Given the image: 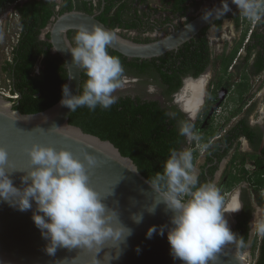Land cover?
<instances>
[{"label":"clouds","instance_id":"1","mask_svg":"<svg viewBox=\"0 0 264 264\" xmlns=\"http://www.w3.org/2000/svg\"><path fill=\"white\" fill-rule=\"evenodd\" d=\"M27 1L29 0L8 2L5 6L0 8L3 12L5 8L8 9L9 6H12L11 8L15 12L10 14L11 22H13L14 14L16 17L17 32L14 36L16 37L15 42L11 45L8 44L5 48L4 46L2 48L0 47V52H4L5 55L1 71L9 87V89L0 87V94L13 101L14 107L21 95L18 91H13V76L9 71L10 68L5 70L4 67L5 65L10 67V64L14 61L15 46L19 42L22 30L20 25V14L16 10V4L25 3ZM50 1L57 2V11L60 9L58 7H61L60 5L64 3V0ZM84 1L88 2L87 0H78L79 4H77L76 0H74L77 5H83ZM110 1H114L111 3L114 4L111 11L113 16V14L119 10L120 5L129 0ZM108 2L105 3L104 10ZM191 2L192 3H188V6L195 4L193 1ZM129 3L131 2L129 1ZM213 3L214 0H204V11H202L200 15L208 10ZM232 3L237 5L240 14V20L238 19L237 24L233 26V30L230 28L233 35L226 41L225 48L216 57L214 56L213 46L210 44L213 43L212 40L209 43V46L212 48L211 56H213V62L215 64H223V57L237 50L236 56L227 70L231 69L236 61H238L237 57L243 52L244 44L250 40L258 20L264 18V0H232ZM82 9L83 8L78 10ZM136 9L135 6H132V8L128 10L129 12H125L124 18H129V13H133ZM229 11H231V9L227 0H222L221 7L206 11L203 18L208 20L214 12L216 19H220ZM57 15L58 13L54 16ZM54 16H52V18ZM51 21L48 24H50ZM124 21L128 22V19H124ZM46 27L40 34L41 39H46L49 33L47 32L45 34L47 31ZM111 29L116 30L120 35L128 39H132L127 37L126 33H123L122 30L127 29L133 31L135 28L120 26ZM223 31L224 30L219 33L222 38L224 37ZM116 38L115 31L106 30L99 25H93L91 28L81 25L77 28L76 35L74 36L75 47H72L70 51L73 56V63L84 71L87 80L83 82L82 92L79 95H73L67 84L62 87L63 95L61 104L70 108L72 112L76 111L78 107H87L90 111H95L97 106L103 109H109L117 102L118 97L113 93L116 89L123 86L124 68L120 59L110 55L107 51L110 43ZM232 38L234 39L232 40ZM135 41L137 40L135 39ZM151 41L154 40H140L137 42ZM252 53L253 51L250 56H252ZM248 55L245 59L248 58ZM251 60L252 57H250L248 61L245 60V62L249 64ZM245 70L246 69H244L241 74L239 73L242 80L237 83L241 82L239 83L240 85L245 80L243 76ZM263 70L261 72H263ZM261 76L263 77L264 73ZM71 78L72 76L69 77V79ZM250 78L248 77L249 80ZM246 92L243 96L235 89L234 92L231 93L232 101H236V104L239 101L240 104L236 106L237 108H233L235 114L229 116L228 121H230L229 119L232 117L238 116L246 107L247 103L243 105L248 101L245 99L247 95ZM242 99L243 101H241ZM215 106L216 110L219 108L220 103ZM232 111L233 110L230 112ZM262 112H264V109L261 113ZM194 115L195 114L192 113V116ZM193 127L194 125L188 121L180 122V135L184 136L189 142H199V145H194L191 151L187 149H170V155L162 165L163 171L157 172L155 176L151 177L149 180V183L158 195L155 203L148 211L154 214L156 206L160 203H164L167 210L172 213L170 227L161 226L159 234L163 236L165 228H167V239L170 244V251L173 259L182 260L184 264H209V261L216 260V254L221 251L224 245L229 244L237 248L234 244L238 243V246L241 247L237 248L239 249V254L248 261L245 257L246 255H243V250L246 248L245 241L242 237L237 241V235L229 228L228 222L224 217L225 211H223L222 208L224 203L227 204L226 209L227 207L229 208V205H232L233 202H236L235 206L238 203V195L242 186V176H240V180L235 181L231 186H228V183L224 186L227 192L233 190L231 198L228 199L230 193H225L223 198H221L220 190L218 189L220 180H217V176L221 172H219L218 175L217 173L222 169L221 164L223 162H225L223 170L230 164H235L232 162V159L230 163L227 164V161H224L226 157H224L219 161L215 171L217 181L200 183L198 178L201 176L202 171L206 172L208 168L207 161L203 162L204 154L207 152L206 146H208L207 149H209L211 145L214 147L215 141H219L220 139L217 140L219 135L215 133L216 135L204 144L201 139L207 134L198 135L193 131ZM199 146L204 148L202 155L200 154V150L197 149ZM194 150H196V152L192 153ZM28 155L32 167L27 171V175L21 178L25 185V187L21 189L14 186L10 178V174L14 171H9V168L12 167L9 161V153L6 148L0 147V200L8 202L11 206L18 208L20 211L32 209L33 202H35L36 208L35 211H33L32 219L35 226L40 230L42 237L48 241L46 246L48 254L54 255L57 248L61 247L68 249L77 247L88 249L99 248L100 252L107 240L117 242L116 247L119 248L120 244L125 243L127 238L132 235V229L121 223L117 212L107 208L102 202L106 197L102 198L100 193L89 183V169L95 167L97 164L95 157L85 155L84 160L87 161V164H85L84 161L74 156L73 153L67 149L61 148L57 151L56 148L52 146L40 144H33L28 150ZM196 156H201L203 158L201 160L202 169L205 164V167H207L205 170H202L198 176L196 175L193 163V159ZM211 162L217 163V161ZM229 173H233L232 169ZM230 177L231 176H229V178ZM111 194L112 192L109 195ZM262 197H264V190L262 191ZM233 209L231 211H233ZM237 210L239 209L234 211ZM132 219L135 223L139 224L143 220V214L134 215ZM114 220L118 221V223H113ZM251 230L253 233L264 235V217L260 219L254 218L251 222ZM154 233H157V226L155 225L148 229L146 238L151 239ZM257 241L259 244V238H257ZM258 244L255 245L256 250L258 249L260 251L261 245ZM243 247L245 248L242 249ZM137 250L139 251V249ZM256 261L255 258L253 264H256Z\"/></svg>","mask_w":264,"mask_h":264},{"label":"water","instance_id":"2","mask_svg":"<svg viewBox=\"0 0 264 264\" xmlns=\"http://www.w3.org/2000/svg\"><path fill=\"white\" fill-rule=\"evenodd\" d=\"M227 2L231 11L225 15L238 8L232 0ZM221 6L222 0H214L213 5L206 11ZM204 13L172 33L151 42L128 39L98 19L99 14L78 9L54 16L46 27L45 34H50L52 52L65 63L68 71L66 84L73 95H79L82 69L73 63L70 49L75 45L69 37L70 30H77L81 25L89 28L99 25L106 30L115 31L117 38L108 47L128 57L147 59L178 49L195 37L203 27L216 20L214 12L208 20L203 18ZM61 99L62 97L46 110L23 113L14 107L13 101L0 94V147L6 148L9 153L12 165L9 171H14L10 178L14 186L21 189L25 187L21 178L32 167L28 150L33 144L52 146L57 151L61 148L67 149L85 164V155H91L96 158L97 164L89 169L90 185L102 198L106 197L102 202L107 208L117 212L121 223L132 229V235L119 248L116 247L117 242L107 240L100 252L99 248L61 247L57 248L54 255H50L46 251L48 241L42 237L32 219L35 202L32 209L20 211L0 200V264H184L182 260L173 259L171 255L167 228L163 236L159 234L161 226L170 227L172 213L164 203L156 206L154 214L148 211L158 195L149 183L150 179L111 140L86 132L81 126L70 123L72 110L62 105ZM141 213L143 220L137 224L132 217ZM113 223L118 221L114 220ZM154 225L157 226V233L151 239L146 238L148 229ZM216 257L209 264H250L239 254V249L229 244L224 245Z\"/></svg>","mask_w":264,"mask_h":264},{"label":"trees","instance_id":"3","mask_svg":"<svg viewBox=\"0 0 264 264\" xmlns=\"http://www.w3.org/2000/svg\"><path fill=\"white\" fill-rule=\"evenodd\" d=\"M16 0H0V8L5 6L8 2H15ZM110 1V0H107ZM146 0H140V2ZM193 1L198 4L196 0H164L166 4H172L173 9L183 11L186 9V2ZM83 5L75 4L74 0H64L60 9L57 11V2L50 0H29L25 3H17L16 10L20 14V25L22 27L19 42L15 46L14 61L5 65L4 69L8 70L13 76V91H18L21 95L20 99L15 103V108L23 113H37L51 107L62 97V87L67 83L68 71L64 61L58 55H53L51 51L52 44L49 40L50 34H47L46 39H41L40 34L42 30L51 21L52 16L62 14L66 11L75 8L81 9ZM114 4H107L101 20L105 22L110 28L118 25L128 26L130 28L140 29L143 25V16L137 8L133 13H129L128 22L124 21V14L132 8L129 1H125L120 5L119 10L113 14L112 9ZM93 7H90V13ZM129 12V11H128ZM146 12V11H145ZM144 13V12H143ZM145 14V13H144ZM109 17V18H108ZM112 20L108 23L107 20ZM238 22V19H237ZM74 31H72L73 33ZM70 38L72 35H69ZM140 41L139 39H136ZM151 40L150 38L145 41ZM110 55L118 57L126 68H136L139 73L147 72L151 68L152 72L156 74L159 80L165 83L174 84L179 79L178 72L194 71L198 75L204 71L211 61V50L206 38L198 35L197 38L192 39L181 46L177 52H168L163 56L150 60H144L142 63L139 60L132 59L128 61V57L120 52L107 48ZM237 50L228 56L223 57L224 71L227 70L236 56ZM249 51L248 58L250 59ZM41 55L45 56V68L40 74L34 73V67L37 64ZM250 56V57H249ZM135 62V63H133ZM255 69L252 70L254 74L261 72L264 69V54L259 51ZM240 88L241 96L250 89L248 76L245 77ZM87 80V76L82 70V85ZM180 86V82L177 83ZM170 85V86H171ZM173 86V85H172ZM82 92V87H81ZM81 94V93H80ZM243 101V99L241 100ZM240 110V108H239ZM232 114H235L233 109ZM176 120H170L166 109H162L159 101L155 100H141V98L134 99L131 96H120L117 102L109 109H103L97 106L95 111H90L87 107H78L76 111L72 112L70 116V123L81 126L86 132L100 136L103 139L111 140L125 156L131 157L138 165L139 170L147 177L155 176L157 172H162V165L170 155V149L182 150V141L184 136L180 135L179 128L173 126ZM260 128L251 127L247 118L240 121L228 135L217 141L212 151V155L208 156L207 163L214 161L217 158V163H213L209 167V173L202 171L198 178L200 183L208 182V177H213L219 161H221L233 147L235 138L242 134L249 137L252 143L259 149L262 138L258 136ZM259 132V133H258ZM215 131L202 137V142L206 144L213 136ZM229 143L225 147L224 143ZM220 143V144H219ZM219 144V145H218ZM226 148V149H224ZM224 149V151H220ZM239 153L236 152L232 162L235 163ZM256 159L257 165L262 167L264 172V150L261 153L251 155ZM246 158H242L240 170H244ZM194 163V161H193ZM204 165L202 170H205ZM228 179V186H231L235 181L240 180V177L233 176ZM253 183L264 187V175H258ZM237 235V241L242 237L243 240L247 237V231L242 236L236 230H231ZM245 245H246V240ZM238 243L234 244L235 246ZM243 247L242 249H244ZM256 264H264V243L260 247V257Z\"/></svg>","mask_w":264,"mask_h":264},{"label":"flooded vegetation","instance_id":"4","mask_svg":"<svg viewBox=\"0 0 264 264\" xmlns=\"http://www.w3.org/2000/svg\"><path fill=\"white\" fill-rule=\"evenodd\" d=\"M87 4L83 6V11H86L90 13V7L93 6V9L91 14H99L97 17L101 20V17L104 13V5L107 3V0H87ZM119 1V0H117ZM122 1V0H121ZM132 4V6L138 8L139 12L143 16V25L140 29L136 28L132 30L123 29L122 32L126 33L127 37H130L132 39H139L141 41L146 40L148 38L155 40L157 38H160L163 35H167L172 33L175 29H179L183 25L187 24L194 18H196L202 11H204V0H196L199 2L198 4L189 5L188 3H192L191 1L186 2V9L183 11H179L177 9H173L172 4H166L164 0H146L145 2H140V0H129ZM114 1H109L108 4H111ZM61 6V5H60ZM146 11V12H145ZM145 14H144V13ZM105 17V15H103ZM125 16V15H124ZM109 18V17H108ZM226 18H230L232 21L231 25H227L226 27H230L233 30V26L237 24V19L240 20V14L239 9L234 10L230 12L227 15H224L220 19H216L207 26L203 27L196 35L195 37L191 38L195 39L198 35H201L202 38H206L208 43L211 42L212 36L215 35V33H220L223 30L224 27V20ZM128 19V17L124 18ZM102 21V20H101ZM108 23H111L112 20H107ZM230 21V20H229ZM103 22V21H102ZM106 24L105 22H103ZM107 25V24H106ZM108 26V25H107ZM121 26V25H120ZM116 26V27H120ZM109 27V26H108ZM114 27V28H116ZM214 30V33L212 34L211 31ZM73 30L69 31V35L71 36V39L75 45L74 42V36L76 35V30L72 33ZM216 37H214L215 39ZM188 40V41H190ZM186 41L185 43H187ZM184 43V44H185ZM182 44V45H184ZM212 44V43H210ZM181 45V46H182ZM181 46L176 49L172 50L170 52H177ZM244 50L241 53L239 57H237L238 61H236L235 65L231 67V69L224 71V67L222 63L215 64L213 62V56H211V63L206 66L204 71L198 75H195L194 71H186V72H178L179 79L177 81L180 82V86L177 87V83L174 84H167L163 80H159L151 70V68H148L147 72L145 73H139L138 69L136 68H126L127 66H123L124 68V79H123V86L116 89V91L113 93L116 97L120 96H131L134 99H137L138 97L141 98V100H155L159 101L162 109H166L167 115H169V119L176 121L174 122L173 126L176 125L177 128H179V124L181 121H188L194 125L193 131L198 135H205L208 133V131L212 132L215 131L219 136L218 139H222L225 135H228L229 132L236 127L240 123L241 120L244 118H247L248 123L251 127H259L260 133L258 134L259 137L262 138L261 144L259 146V149H256V146L252 143L251 139L247 137L245 134H242L240 136H237L235 138L233 147L230 148L228 154L225 157H229L230 153L231 158L233 159L236 152H243L245 149H248L249 151L245 152L248 155V160L250 162H245L244 164V170H240L239 168L242 166L240 164L241 159L237 163L235 161V167L232 169L233 176H237L241 178L242 186L238 195V203L235 206L236 202H233L232 207H235L233 211L231 212V219L228 221V226L232 230H236L237 233L244 236L245 231H247V237L244 239L246 240V248L249 246L250 251L255 250L254 256L256 260L260 257V251L257 249L256 246L257 238H259L260 242L259 244L262 245L264 243V235L253 233L251 230V222L253 219H260L261 217H264V197H262V191L264 190V187L260 185H256L253 183L254 179H248L249 175L252 178L257 177L258 175H264V172H262V167L257 165L256 159L252 158L251 155H255L261 153V151L264 150V112H262L263 116L262 119L256 122H253L251 119V116H249V112H251L252 109L256 106V99L254 96L251 97L250 103L245 107L246 110H242L238 116H234L231 118V121H228L229 116L232 115L228 113L227 119L226 115H222L221 106L224 104V101L226 99L232 100L231 93L234 92V89L238 91L240 94V88L242 84L240 85L237 83L238 81H241L242 78H240L239 73L246 69V71L251 75L252 78H257L260 80V82H264V76L261 75L263 72H258L254 74L252 70L255 69V63L257 61L259 51H261L264 54V18L258 20L255 28L253 29L251 38L249 41H247L244 46ZM231 49V48H230ZM210 50L212 52V48L210 47ZM249 51H253L252 53V60L249 64L245 62V57L248 55ZM52 54V50L50 51ZM128 57V56H126ZM45 56L41 55L39 60L40 64V72L45 68L44 64ZM132 59L139 60L140 63H142L144 60H150L154 58L149 59H142L138 57H128V61H132ZM244 59V60H243ZM38 60V61H39ZM38 63V62H37ZM135 63V62H133ZM37 65L34 67V73H36ZM210 71V72H209ZM208 73V74H206ZM210 73V74H209ZM262 73V74H261ZM250 81L249 79H247ZM238 84V85H237ZM252 84L249 82V85ZM171 85V86H170ZM252 89V85L250 89L246 92V100H248V97L251 95L250 91ZM250 94V95H248ZM219 108L215 110V105L219 104ZM233 110V107L231 108ZM192 113L195 115L192 116ZM225 118V119H224ZM233 120V122H232ZM229 123H228V122ZM229 125V126H228ZM212 129V130H211ZM217 141H215L214 144H216ZM199 145V142L192 141L189 142L185 137L182 141V149H189L192 148V145ZM220 144V143H219ZM218 144V145H219ZM225 147L229 145V143H224ZM208 146H206L207 152L204 154V161H207L208 155L213 156V145L210 146L209 149H207ZM226 149V148H224ZM224 149L220 150L221 152L224 151ZM211 150V151H210ZM210 151V152H209ZM214 161H217V158H214ZM214 162H210L207 164L206 174L209 173V166H212ZM248 163V164H246ZM202 163L200 164V173L202 171ZM198 173V174H200ZM226 172L223 171L221 175V179L223 177L224 180L220 181L223 183V186H225L228 183V179L230 176V173H228L225 176ZM216 180V172L214 176L208 177V181L215 182ZM232 191L226 192V194H229L228 199L232 196ZM224 203V202H223ZM224 210L226 211L227 204H223ZM236 209H239L237 211H234ZM231 210V209H230ZM230 216V215H227ZM225 217V215H224ZM234 244V243H232ZM236 244V243H235ZM258 244V245H259ZM237 248H241L236 245ZM244 251V250H243Z\"/></svg>","mask_w":264,"mask_h":264},{"label":"rangeland","instance_id":"5","mask_svg":"<svg viewBox=\"0 0 264 264\" xmlns=\"http://www.w3.org/2000/svg\"><path fill=\"white\" fill-rule=\"evenodd\" d=\"M77 4H79L78 0H76ZM206 4H210V3H206ZM12 6H9V8H5L3 10V12L1 11L0 12V47L2 48L4 46V48L8 45V44H12L15 42L16 40V37H14L16 35V32H17V28H16V17H15V14L13 15V22H11V19H10V14L14 13L15 11H13V9L11 8ZM230 20V21H229ZM232 24V21L230 18H226L224 20V27H223V38L220 34L218 33H215V35L212 36V46H213V50H214V56L216 57L217 55H219V53H221L223 51V49L225 48V43L226 41H228V39H230L233 35L232 31H230V27H226L227 25H231ZM227 29V30H226ZM46 31V30H44ZM211 33L213 34L214 33V30L211 31ZM227 35V36H226ZM214 37H216L214 39ZM234 38H232L233 40ZM4 58H5V55H4V52H0V87L1 88H5V89H9L8 87V84H7V81L6 79H4V74L3 72L1 71V66L3 65V61H4ZM219 59V58H218ZM40 60L38 61V65H37V68H36V73H39L40 72V64H39ZM210 72V71H209ZM208 74V73H206ZM210 74V73H209ZM243 76L245 77H249L250 78V74L245 70L244 73H243ZM250 82L252 83V89H251V95L248 97V101L245 102V104L243 105H247L250 103V99L252 96L255 97V101H256V106L254 109L251 110V112H249V116H251V119L253 122H256V121H259L262 119V116L263 115L261 113V111L264 109V82H260V80H258L257 78H250ZM236 101H232L231 99H226L224 101V104L221 106V111H222V115H226V119H227V113L229 112L231 114V108L233 107H236L238 106L239 101L237 102V104L235 103ZM246 105V106H247ZM237 108V107H236ZM235 108V109H236ZM244 110H246L244 108ZM225 119V118H224ZM231 121V119H229ZM229 121V122H230ZM228 122V123H229ZM233 122V120H232ZM229 126V125H228ZM212 130V129H211ZM210 133V131H208L207 135ZM192 147H194V144L192 145ZM197 149L200 150V154L202 155V151H203V147L199 146ZM196 149V150H197ZM187 150H190L191 151V147ZM196 150H194V152L192 153H195ZM239 152V156L237 157V159H242V158H246V162H250L248 160V155L247 151H249L248 149H245L243 152H241L240 150H238ZM231 154L232 152L230 153V156L229 157H226L224 159V161H227V164L230 163L231 161ZM203 158L201 156H196L193 161H194V166H195V170H196V175L198 176L200 173V163H201V160ZM236 159V160H237ZM196 160V161H195ZM239 160H237L236 162L238 163ZM248 164V163H246ZM224 166H225V162H223L221 164V167L222 169L218 171L217 175L219 174V172H223L224 170ZM235 165L233 164H230L226 169H225V176L229 173V171L231 169H234ZM221 173L217 176V180L219 179L220 181L224 180L225 178L223 177V179H221ZM242 183V182H241ZM218 189L220 190V194H221V198H223L224 194L227 192L223 186V183L222 182H219V186H218ZM223 210H224V206H222ZM233 208V207H232ZM229 211H231L230 209H228ZM231 212H228V211H225L224 215H225V219H227L228 221L231 219ZM230 216H227L229 215ZM258 242V241H257ZM244 256L248 259V261L253 264L255 262V257H254V253H255V250H252L250 251V247L248 246L247 248L244 249Z\"/></svg>","mask_w":264,"mask_h":264},{"label":"bare ground","instance_id":"6","mask_svg":"<svg viewBox=\"0 0 264 264\" xmlns=\"http://www.w3.org/2000/svg\"><path fill=\"white\" fill-rule=\"evenodd\" d=\"M232 205H233V203H232ZM232 205H229V208L227 207L226 211H228V212H229V210H228V209H231V210H232ZM233 208H234V207H233Z\"/></svg>","mask_w":264,"mask_h":264},{"label":"crops","instance_id":"7","mask_svg":"<svg viewBox=\"0 0 264 264\" xmlns=\"http://www.w3.org/2000/svg\"><path fill=\"white\" fill-rule=\"evenodd\" d=\"M215 181H217V180H215Z\"/></svg>","mask_w":264,"mask_h":264},{"label":"built area","instance_id":"8","mask_svg":"<svg viewBox=\"0 0 264 264\" xmlns=\"http://www.w3.org/2000/svg\"><path fill=\"white\" fill-rule=\"evenodd\" d=\"M17 96V95H16Z\"/></svg>","mask_w":264,"mask_h":264}]
</instances>
